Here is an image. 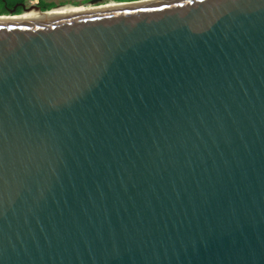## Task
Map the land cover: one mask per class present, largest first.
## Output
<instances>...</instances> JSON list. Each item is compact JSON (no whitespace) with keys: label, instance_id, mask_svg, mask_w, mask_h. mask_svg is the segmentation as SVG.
<instances>
[{"label":"water","instance_id":"water-1","mask_svg":"<svg viewBox=\"0 0 264 264\" xmlns=\"http://www.w3.org/2000/svg\"><path fill=\"white\" fill-rule=\"evenodd\" d=\"M65 7L0 15V264H264V0Z\"/></svg>","mask_w":264,"mask_h":264},{"label":"trees","instance_id":"trees-1","mask_svg":"<svg viewBox=\"0 0 264 264\" xmlns=\"http://www.w3.org/2000/svg\"><path fill=\"white\" fill-rule=\"evenodd\" d=\"M93 0H0V15L10 14L14 9L17 10V13L23 12V5L30 6L31 3H36L42 10L48 11L56 8L58 6H75L88 4ZM106 3L109 2H130L137 0H103ZM32 7V6H31Z\"/></svg>","mask_w":264,"mask_h":264},{"label":"bare ground","instance_id":"bare-ground-1","mask_svg":"<svg viewBox=\"0 0 264 264\" xmlns=\"http://www.w3.org/2000/svg\"><path fill=\"white\" fill-rule=\"evenodd\" d=\"M84 9L81 7H75V6H67L65 8L54 10V14H70L74 12H81ZM24 18L33 19V18H39L42 17L40 14V10H37L35 8H27L25 12L23 13Z\"/></svg>","mask_w":264,"mask_h":264},{"label":"rangeland","instance_id":"rangeland-1","mask_svg":"<svg viewBox=\"0 0 264 264\" xmlns=\"http://www.w3.org/2000/svg\"><path fill=\"white\" fill-rule=\"evenodd\" d=\"M35 4V3H34ZM30 5H33L32 3L30 4ZM87 4H84V5H80V6H86ZM29 8H31V7H29Z\"/></svg>","mask_w":264,"mask_h":264},{"label":"built area","instance_id":"built-area-1","mask_svg":"<svg viewBox=\"0 0 264 264\" xmlns=\"http://www.w3.org/2000/svg\"><path fill=\"white\" fill-rule=\"evenodd\" d=\"M32 4H34V3H32ZM36 4V3H35Z\"/></svg>","mask_w":264,"mask_h":264}]
</instances>
